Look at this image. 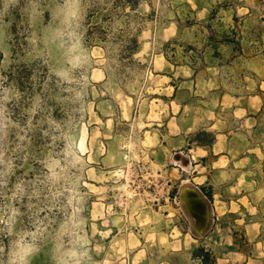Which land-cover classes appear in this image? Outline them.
<instances>
[{
    "label": "rangeland",
    "instance_id": "374dc122",
    "mask_svg": "<svg viewBox=\"0 0 264 264\" xmlns=\"http://www.w3.org/2000/svg\"><path fill=\"white\" fill-rule=\"evenodd\" d=\"M132 2L0 0V264L30 233V264H200L198 247L215 264H247L254 222L264 245V0ZM211 10L240 50L204 49ZM100 31L137 36L141 66L118 67L116 49L89 37ZM201 128L227 130V148L222 136L211 155L188 148ZM223 153L231 162L212 168ZM185 187L207 208L202 233Z\"/></svg>",
    "mask_w": 264,
    "mask_h": 264
},
{
    "label": "trees",
    "instance_id": "16d2710c",
    "mask_svg": "<svg viewBox=\"0 0 264 264\" xmlns=\"http://www.w3.org/2000/svg\"><path fill=\"white\" fill-rule=\"evenodd\" d=\"M128 5H124V8H121L122 12H125V6H127V8L129 10H134L135 8V4L132 2V0H128V2H130ZM257 1H263V0H257ZM224 3H221L220 6H224ZM98 14V13H96ZM114 14L112 11H109L106 13V15H108L109 17H113ZM128 14V13H126ZM214 14L215 11L211 10L209 11V16L206 19V21L203 22V28L205 29V45H204V49L208 46L211 49V57L212 59H217L220 57V53H219V47L220 46H226L229 48H234L235 46L239 48L240 50V40L236 39L238 38L239 33H237L234 29H231L229 31H218L217 29L214 28L213 25V19H214ZM237 17L234 15L233 16V21L237 22ZM261 20L264 22V16L261 18ZM100 27H98L99 29ZM124 29H122L123 31ZM107 31H100L96 34L90 35V38H93L94 40H96V42H98L99 47H101L103 50H106L108 47L116 49L117 53L115 54V56L118 58V67H136V66H141L139 62H137L134 59V56L139 52L141 44L140 41L138 40L137 36H125L123 35V33L118 34V36H115L113 39H107ZM164 57L167 59L166 55L163 54ZM204 61V55L200 54V55H195L192 56V59L189 63H187L189 65V68L191 69V71L193 72V77H196L197 72H198V67H196V65L199 62H203ZM174 87V94L177 93L178 86L177 84L173 85ZM173 98H175V96H172ZM164 100H166L165 97H162ZM227 130H210V129H206V128H201L193 133H191L188 137H187V143H188V148L190 146H195V147H199L203 150H205L208 155L212 154V148L213 145L215 144L216 141V136L217 134H227ZM229 139V137H228ZM223 155H226L225 153H223ZM202 162H204L206 160L205 157L200 159ZM199 189L201 190V192L203 193V195L210 201H213V193L211 191L206 190L203 186H200ZM176 193L175 189H172L169 192V198H173L174 195ZM196 254L195 257L199 259L200 264H209V260L212 256V253L210 252V250L204 248V247H198L196 249ZM212 264H215V259L214 257L212 258Z\"/></svg>",
    "mask_w": 264,
    "mask_h": 264
},
{
    "label": "clouds",
    "instance_id": "9594fccd",
    "mask_svg": "<svg viewBox=\"0 0 264 264\" xmlns=\"http://www.w3.org/2000/svg\"><path fill=\"white\" fill-rule=\"evenodd\" d=\"M76 0H66V5L71 9ZM81 60V57L78 54H72L69 59L68 63L70 65H78ZM58 76L61 80H65L67 83H71V79L67 73L61 71L58 72ZM4 109L0 108V119H3ZM68 156L72 157L74 161L76 157L72 153H67ZM62 169L59 166V162L55 167H50L48 169V178L52 181H56ZM71 199V197H69ZM35 233L26 234L22 236L20 239L14 242L13 247L9 253L10 259L8 264H30V257L34 254L33 250L35 247L34 242L29 239V236H34ZM79 255L84 256L86 253H80Z\"/></svg>",
    "mask_w": 264,
    "mask_h": 264
},
{
    "label": "crops",
    "instance_id": "0c3cea01",
    "mask_svg": "<svg viewBox=\"0 0 264 264\" xmlns=\"http://www.w3.org/2000/svg\"><path fill=\"white\" fill-rule=\"evenodd\" d=\"M223 137V145H224V148H227V142H228V132L227 134H217L216 138H219V137ZM214 147H216V142L215 144L213 145V149ZM222 151H220L219 153H214L215 155H219L221 154ZM222 157L225 159V163L222 167H218V168H225L226 165H228L231 161L229 159V157L227 155H224V156H219L217 158V160H214L211 167L212 168H216L215 167V164L220 161L222 159ZM226 157V158H225ZM222 202V201H220ZM223 204H225V202H222ZM246 229L247 231H250L252 232L251 235H249V237H251V239H248L250 240V242H252V248L250 250V253L251 255H249V259H248V263L247 264H263V255H264V245L260 242V240H256L257 236L259 235V224H257V222H254V223H251L250 225H247L246 226ZM258 252L259 255H257L256 253Z\"/></svg>",
    "mask_w": 264,
    "mask_h": 264
},
{
    "label": "water",
    "instance_id": "95a60500",
    "mask_svg": "<svg viewBox=\"0 0 264 264\" xmlns=\"http://www.w3.org/2000/svg\"><path fill=\"white\" fill-rule=\"evenodd\" d=\"M186 195L190 198V201L185 198ZM182 196L186 209L194 219L196 232H204L208 224L209 215L206 208L204 206H200L201 197L198 196L197 192L190 187H185L183 189Z\"/></svg>",
    "mask_w": 264,
    "mask_h": 264
},
{
    "label": "flooded vegetation",
    "instance_id": "af4514ba",
    "mask_svg": "<svg viewBox=\"0 0 264 264\" xmlns=\"http://www.w3.org/2000/svg\"><path fill=\"white\" fill-rule=\"evenodd\" d=\"M200 206H204L205 208H206V206L204 205V201L202 200V198H201V204H200ZM206 210H207V208H206ZM192 216V215H191ZM193 218V217H192ZM194 220V219H193ZM195 223V222H194Z\"/></svg>",
    "mask_w": 264,
    "mask_h": 264
},
{
    "label": "bare ground",
    "instance_id": "6f19581e",
    "mask_svg": "<svg viewBox=\"0 0 264 264\" xmlns=\"http://www.w3.org/2000/svg\"><path fill=\"white\" fill-rule=\"evenodd\" d=\"M185 198H187V200L190 201V198H188L187 195L185 196ZM220 203H222V202H220ZM220 205H223V204H220Z\"/></svg>",
    "mask_w": 264,
    "mask_h": 264
}]
</instances>
